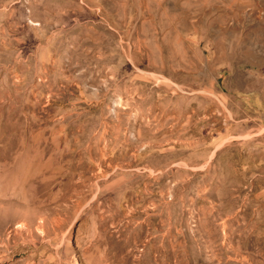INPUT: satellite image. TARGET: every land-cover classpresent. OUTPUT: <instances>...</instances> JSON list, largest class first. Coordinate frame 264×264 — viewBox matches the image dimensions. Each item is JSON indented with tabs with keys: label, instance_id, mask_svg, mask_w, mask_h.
<instances>
[{
	"label": "rangeland",
	"instance_id": "rangeland-1",
	"mask_svg": "<svg viewBox=\"0 0 264 264\" xmlns=\"http://www.w3.org/2000/svg\"><path fill=\"white\" fill-rule=\"evenodd\" d=\"M0 264H264V0H0Z\"/></svg>",
	"mask_w": 264,
	"mask_h": 264
}]
</instances>
